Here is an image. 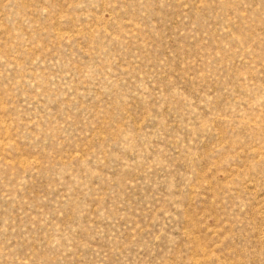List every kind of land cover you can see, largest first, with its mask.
<instances>
[{"label":"rangeland","instance_id":"1","mask_svg":"<svg viewBox=\"0 0 264 264\" xmlns=\"http://www.w3.org/2000/svg\"><path fill=\"white\" fill-rule=\"evenodd\" d=\"M0 264H264V0H0Z\"/></svg>","mask_w":264,"mask_h":264}]
</instances>
